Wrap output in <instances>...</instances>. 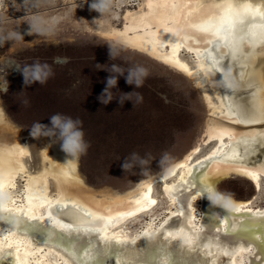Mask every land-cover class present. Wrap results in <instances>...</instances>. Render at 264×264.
I'll return each mask as SVG.
<instances>
[{
	"label": "bare ground",
	"instance_id": "bare-ground-1",
	"mask_svg": "<svg viewBox=\"0 0 264 264\" xmlns=\"http://www.w3.org/2000/svg\"><path fill=\"white\" fill-rule=\"evenodd\" d=\"M144 3V10L128 18L116 38L185 74L200 88L208 109L203 138L211 146L193 157L200 151L195 147L125 193L96 196L79 179L76 162L65 164L70 158L50 138L41 149L40 168L28 170V147L12 134L6 138L3 133L14 130L3 124L0 262L160 264L167 257L172 264H264V216L259 215L264 204L234 198L225 211L196 196L203 185L216 186L230 175L264 189V3ZM6 66L12 74L13 63L8 60ZM157 181L166 207L134 230L126 229L128 218L157 203ZM234 248L242 251L224 255Z\"/></svg>",
	"mask_w": 264,
	"mask_h": 264
},
{
	"label": "rangeland",
	"instance_id": "rangeland-1",
	"mask_svg": "<svg viewBox=\"0 0 264 264\" xmlns=\"http://www.w3.org/2000/svg\"><path fill=\"white\" fill-rule=\"evenodd\" d=\"M145 1L117 0L114 16L93 22L100 14L89 10L92 0H38L35 7L32 0L27 3L25 0H0V32L17 30L24 36V41L7 42L0 47V87L7 86L6 93L0 91V101L14 130L3 134L8 139L14 135L17 142L28 147V155L24 158L28 170L35 172L40 168L41 149L49 139L44 136L33 139L30 129L38 121L49 125L48 118L54 113L83 122L85 140L91 146L75 163L76 172L96 196L125 193L141 179L178 161L195 147L200 151L193 157L209 149L211 143L203 138L208 109L200 88L185 74L116 38L128 18L144 10ZM34 22H38L47 34L38 35L33 31L26 35ZM109 46L118 50L114 59L109 58ZM182 55L188 57L184 51ZM54 57H67L69 63L53 64ZM8 60L14 68L15 65H30L35 60L47 62L55 75L44 85L25 86L16 68L12 74L6 72ZM113 64L125 69L139 65L149 74L140 88L126 84L124 77H119L117 87L110 89L112 100L104 104L99 97L106 88V79L111 74L109 68ZM130 92L140 93L142 102L136 103L133 95L132 102L125 101L121 106V93ZM24 100L29 102L27 106ZM133 152L141 157L150 154L151 159L144 166L146 174H142L139 167L131 172L122 170L124 159ZM165 152L171 160L161 165L159 161ZM20 186L21 180L17 178L16 189ZM216 187L233 193L235 199L250 200L259 206L264 204V189L257 190L245 178L230 175ZM153 188L158 194L157 203L128 218L126 229L134 230L151 214L166 207L160 193L161 182H155Z\"/></svg>",
	"mask_w": 264,
	"mask_h": 264
},
{
	"label": "clouds",
	"instance_id": "clouds-1",
	"mask_svg": "<svg viewBox=\"0 0 264 264\" xmlns=\"http://www.w3.org/2000/svg\"><path fill=\"white\" fill-rule=\"evenodd\" d=\"M28 0H25L27 3ZM87 2V0H83ZM33 7L38 5V0H32ZM78 6V5H77ZM90 11H95L100 14L99 19H94L93 22L101 20L115 15V9L117 7V0H92L88 5ZM35 31L38 35H46L47 33L40 27L38 22H34L29 25V31L26 35L32 34ZM24 41V36L17 30L3 33L0 32V47L4 46L7 42ZM118 54V50H114L113 46H109L108 55L110 59H114L115 55ZM69 63L67 57H54L53 64L66 65ZM22 77L25 86H31L32 84L39 83L44 85L48 79L55 75L52 65L47 62L41 63L39 60H35L30 65H24L20 67L15 65ZM111 73L106 79V88L102 92L99 99L102 103L107 104L112 100V94L110 89L116 88L119 77H124L126 84L134 86V88H140L143 86L144 80L148 76V70L142 66H132L123 68L119 65L113 64L109 68ZM5 85L7 81L4 80ZM0 91L6 93L7 86L0 87ZM136 96V103H141L143 97L138 92L121 93L119 98V104L123 106L125 101L132 102L131 97ZM24 105H28V101H23ZM134 107V105H133ZM49 125H43L39 121L34 122L31 129L30 135L33 139H39L40 137H48L54 143L60 142L61 150L66 154L68 159L65 164H73L77 162L80 157L87 154L90 148V143L85 140V133L83 131V122L79 118H72L71 116L64 115L62 113H54L49 118ZM12 121L8 116L6 109L0 101V125L11 124ZM27 146H25L26 148ZM47 151V148H45ZM151 159L150 154H146L145 157H141L139 153L133 152L124 159L121 164L123 171L131 172L134 168L139 167L142 174L147 173V169L144 167L149 163ZM171 157L165 152L159 161L161 165H165ZM199 198H206L209 202L210 207L221 208L225 211L230 210L234 204V194L231 192H224L217 189L216 186L211 184H205L202 186L200 192L196 193Z\"/></svg>",
	"mask_w": 264,
	"mask_h": 264
},
{
	"label": "snow or ice",
	"instance_id": "snow-or-ice-1",
	"mask_svg": "<svg viewBox=\"0 0 264 264\" xmlns=\"http://www.w3.org/2000/svg\"><path fill=\"white\" fill-rule=\"evenodd\" d=\"M262 3H264V0H262ZM216 70L220 71V69H218V68ZM247 174L252 176L254 179L256 178V174L255 173L249 172ZM137 203H139V201H137ZM150 203L155 204V201H150ZM2 208H3V204H2V200H0V209H2ZM235 211L236 212H240L241 210L239 208H237V209H235ZM259 215L264 216V213H259ZM58 226L61 227V228L69 227V226H67V225H65L63 223H59ZM75 230L79 231V229H75ZM8 232L10 234L11 229H8ZM169 235H171V234H169ZM184 243H191V242L190 241H185ZM240 251H242V249H239V248H234L231 252L225 250L224 255H226V256H235V255H238ZM160 264H172V262L167 257H164L160 261Z\"/></svg>",
	"mask_w": 264,
	"mask_h": 264
},
{
	"label": "water",
	"instance_id": "water-1",
	"mask_svg": "<svg viewBox=\"0 0 264 264\" xmlns=\"http://www.w3.org/2000/svg\"><path fill=\"white\" fill-rule=\"evenodd\" d=\"M161 64H163V63H161ZM163 65H165V64H163Z\"/></svg>",
	"mask_w": 264,
	"mask_h": 264
}]
</instances>
